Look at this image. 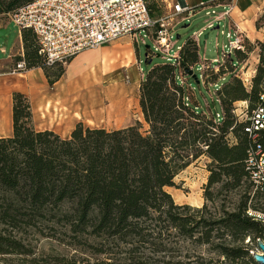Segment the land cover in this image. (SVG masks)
<instances>
[{
	"label": "trees",
	"instance_id": "obj_1",
	"mask_svg": "<svg viewBox=\"0 0 264 264\" xmlns=\"http://www.w3.org/2000/svg\"><path fill=\"white\" fill-rule=\"evenodd\" d=\"M34 1L0 0V20ZM146 2L151 17L162 15L156 0ZM19 34L22 57H14V64L23 60L25 71L41 69L52 86L63 71L49 75L32 31ZM256 47L248 90L225 61L210 70L213 78L230 75L214 98L219 122L217 112L188 101L187 79L196 77L187 72L201 63L193 38L173 63L154 65L143 75L138 105L144 132L139 122L119 130L77 123L63 139L36 131L29 99L12 93V135L0 138V264H255L251 252L264 237V224L247 211H264V194L254 191L246 160L255 142L264 144V133L253 141L243 116L264 108V43L244 44L228 59L245 61ZM237 101L246 102L240 113ZM201 157L209 161L204 204L176 205L166 188ZM228 195L238 202L218 205ZM43 239L77 252L38 253L33 241ZM188 244L207 246L219 258L193 260Z\"/></svg>",
	"mask_w": 264,
	"mask_h": 264
},
{
	"label": "rangeland",
	"instance_id": "obj_2",
	"mask_svg": "<svg viewBox=\"0 0 264 264\" xmlns=\"http://www.w3.org/2000/svg\"><path fill=\"white\" fill-rule=\"evenodd\" d=\"M156 2L162 10V1L156 0ZM221 12V10L214 11V15L210 16H206L205 13L202 12L192 21L188 20L179 23L175 27V33L172 39L173 47L169 56L162 55L154 51L155 45L152 36H150V33L148 32L141 33L138 36L137 42L135 39H131L130 37L121 38V40L127 42L126 51L131 52V63L128 64L127 61L119 63L118 65L121 64L123 69L116 71L115 74L110 78L100 81L98 85H94L90 89L85 87L80 91L78 90L75 94L69 95L71 101L76 100L88 105L83 111L88 116V121L79 123H82L83 126L89 128L119 130L133 126L136 122H139L141 124V131L144 132L147 129V125L143 121L138 105V90L143 75H145L152 66L167 62V57L171 58L174 53H178L186 40L192 37H196L198 41L199 57L201 60L212 62L221 59V53L222 51H225L223 46H228L229 40L225 35L228 31L224 28V23L222 22L220 24L214 23L211 28H206V25L214 20L215 17ZM4 21L5 34L0 38V48H3L5 51L0 52L1 63H6L11 52L16 50L17 46L19 45L20 32L18 27L12 21L7 19ZM216 27L219 28L216 29ZM202 28H205V30L202 31L199 36H196V34ZM193 39L195 40V38ZM232 40L233 38L231 41ZM244 44L247 43L244 42ZM147 47L149 48V51L151 53H155V55H152L148 49H146ZM256 49L259 48L256 47ZM16 56L18 55L15 54L14 57ZM14 57H12L11 63L8 64V67L6 68V70H8L10 73H12L11 71L14 66ZM147 58H149L150 63L148 62ZM230 58L234 59V53H232L230 57L225 60L227 63L225 65H229L232 68L233 71L231 75L239 76L242 79L248 78L242 73H244L249 66L252 68L253 64L256 66L258 63V55L251 56L250 54L245 61L241 62H236L233 60L230 62L232 66L228 62L230 61L228 60ZM126 63L128 64V67L126 66ZM200 64L194 69L193 72V75L196 78L188 77L187 79L190 85V87H187L188 101L194 105H198V109L201 111L211 110L213 113H220V105L214 98L216 97L218 91L223 87V84L229 80L230 75H228L226 72L221 74L219 77L213 78V74L210 72V70H202V75L201 70L198 69ZM245 64L246 69L243 68ZM66 67L67 65H55V67L53 66L52 68L46 66L47 73L49 75L56 73L59 69L63 71L64 75ZM242 68L243 70L241 71ZM130 70L134 71L136 77L140 79L139 83L137 82L133 88L130 86L131 78L128 74V71ZM63 75L60 77V79L63 78ZM59 80L57 82H59ZM250 84L251 78L250 81L248 79V82L243 81V86L247 90L249 89ZM52 86H50V88H52ZM64 87L67 89L69 88L67 86ZM49 90L52 91V89ZM234 107L235 110H238L236 113H240V111L245 109L246 102L237 101L234 104ZM208 162L209 161L206 157H201L194 161L176 176L174 179V187L166 188V191L172 196V199L176 205H188L195 209L202 207L204 204L203 187L207 182L208 176V172L206 171V165ZM223 198V196L219 198L218 205L220 203H224L225 207L227 208H231L232 205L239 200L238 196L236 195H228L226 198ZM221 200H223V202H221ZM253 203V201H250L248 205L252 206ZM33 244L36 245V250L38 253H41L42 251L45 253L60 252L68 256L77 252V250H74L64 244H59L48 239H43L40 241L34 240ZM186 247L187 248H185V250L190 254L191 259L193 260L202 258L205 261L209 259L216 261L219 258L216 253L212 252V250H209L207 246L188 244ZM79 255L82 257L86 256V254Z\"/></svg>",
	"mask_w": 264,
	"mask_h": 264
},
{
	"label": "built area",
	"instance_id": "obj_3",
	"mask_svg": "<svg viewBox=\"0 0 264 264\" xmlns=\"http://www.w3.org/2000/svg\"><path fill=\"white\" fill-rule=\"evenodd\" d=\"M233 1L228 0L229 8L209 22L207 29L228 15ZM205 6L201 5L202 8ZM194 13V9L176 4L172 7V13L153 18L146 0H36L9 15L7 20L12 21L19 31H32L39 55L46 66L52 67L66 66L78 54L123 37H130L137 42L138 36L147 32L152 36L154 51L169 56L176 25L188 21ZM205 15H214V11H207ZM204 30L202 28L196 36ZM225 35L229 42L227 47L223 46L225 51H222L221 59L212 62L203 60L198 68L201 72L218 71L235 50L244 51V40L237 31H228ZM176 56L177 53H174L166 61L173 63ZM23 71L25 63L21 60L14 64L11 72L15 74ZM243 118L247 121L244 132L256 141L257 136L264 133V108H258ZM214 119L219 122L220 113H216ZM246 169L254 191L264 194V144L255 142L250 148ZM247 215L264 224V211L248 210ZM260 240L264 243V237ZM254 252H258L257 247L251 253Z\"/></svg>",
	"mask_w": 264,
	"mask_h": 264
},
{
	"label": "crops",
	"instance_id": "obj_4",
	"mask_svg": "<svg viewBox=\"0 0 264 264\" xmlns=\"http://www.w3.org/2000/svg\"><path fill=\"white\" fill-rule=\"evenodd\" d=\"M161 1L163 4L162 15L172 13V7L176 4L194 9V16L189 21L195 19L202 12L221 10L222 12L219 14L221 15L229 8L228 0ZM201 5L206 6L202 8ZM262 17H264V0H234L228 15L217 24L224 23V28L227 31H237L245 43L255 45L256 42L264 43V20H261ZM4 24L5 21L0 20V31L5 32ZM218 28L216 27V29ZM192 38H195L198 44L196 37ZM126 44L127 42L120 38L99 48L78 54L67 64L63 78L50 88L41 69L15 74L6 70L12 57L22 53L19 34V45L16 50L11 52L6 63L0 62V138L12 135V93L14 92H20L29 99L36 131L48 130L63 139L69 138L77 123L88 121V116L83 112L88 105L76 100L71 101L69 95L75 94L85 87L90 89L94 85H98L100 81L110 78L116 71L123 69L121 64L118 65L119 63L127 61L130 64L132 55L131 52L126 51ZM0 49V52L5 51L3 48ZM253 55H258V49L253 50L251 56ZM245 66L246 64L244 69H246ZM252 66L242 73L248 77L241 78L244 82H248V79L250 81V78L254 76L256 66L255 64ZM128 72L131 78L130 86L133 88L140 79L136 77L134 71Z\"/></svg>",
	"mask_w": 264,
	"mask_h": 264
},
{
	"label": "water",
	"instance_id": "obj_5",
	"mask_svg": "<svg viewBox=\"0 0 264 264\" xmlns=\"http://www.w3.org/2000/svg\"><path fill=\"white\" fill-rule=\"evenodd\" d=\"M4 31H0V38L4 35ZM146 49H149L148 47ZM150 63V61H149ZM188 76L193 75L192 71L187 72ZM195 77V76H194ZM256 247L258 252L252 253V259L256 264H264V243L261 242V240H258L256 243Z\"/></svg>",
	"mask_w": 264,
	"mask_h": 264
}]
</instances>
